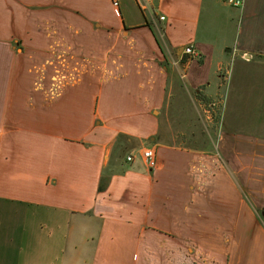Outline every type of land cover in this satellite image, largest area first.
<instances>
[{
    "label": "crops",
    "instance_id": "obj_1",
    "mask_svg": "<svg viewBox=\"0 0 264 264\" xmlns=\"http://www.w3.org/2000/svg\"><path fill=\"white\" fill-rule=\"evenodd\" d=\"M0 264H264V0H0Z\"/></svg>",
    "mask_w": 264,
    "mask_h": 264
},
{
    "label": "rangeland",
    "instance_id": "obj_2",
    "mask_svg": "<svg viewBox=\"0 0 264 264\" xmlns=\"http://www.w3.org/2000/svg\"><path fill=\"white\" fill-rule=\"evenodd\" d=\"M218 106L216 103L214 106L206 105L204 101L202 105H193L188 101L182 103L177 112L163 122V141L181 147L214 151L219 139Z\"/></svg>",
    "mask_w": 264,
    "mask_h": 264
},
{
    "label": "built area",
    "instance_id": "obj_3",
    "mask_svg": "<svg viewBox=\"0 0 264 264\" xmlns=\"http://www.w3.org/2000/svg\"><path fill=\"white\" fill-rule=\"evenodd\" d=\"M111 3L115 8H118L120 6V0H111ZM228 3L234 7L239 8L242 7L243 0H228ZM161 19L163 20L164 17H161ZM184 55L189 59H196L200 57L199 51L193 45H188L185 47ZM141 156L149 169L154 170L157 167L156 152L153 149H144L141 153ZM127 161H133V156L129 155L127 157Z\"/></svg>",
    "mask_w": 264,
    "mask_h": 264
},
{
    "label": "trees",
    "instance_id": "obj_4",
    "mask_svg": "<svg viewBox=\"0 0 264 264\" xmlns=\"http://www.w3.org/2000/svg\"><path fill=\"white\" fill-rule=\"evenodd\" d=\"M104 186H105V184L102 182V183L100 184V187H99L100 191H102V190L104 189Z\"/></svg>",
    "mask_w": 264,
    "mask_h": 264
}]
</instances>
